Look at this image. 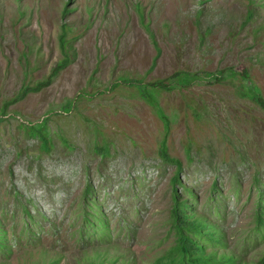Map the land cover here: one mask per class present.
Listing matches in <instances>:
<instances>
[{
	"label": "rangeland",
	"instance_id": "374dc122",
	"mask_svg": "<svg viewBox=\"0 0 264 264\" xmlns=\"http://www.w3.org/2000/svg\"><path fill=\"white\" fill-rule=\"evenodd\" d=\"M66 58L48 85L12 101ZM228 67L249 79L215 80ZM123 75L169 82L149 89L169 120L168 155L195 205L220 223L228 246L254 250L242 257L253 264L264 234L243 237L253 183H264V111L240 91L251 82L264 98V0H0V219L9 248L0 264H149L168 246L176 167L158 154L165 121ZM115 80L123 83L109 88ZM42 120L46 152L24 131Z\"/></svg>",
	"mask_w": 264,
	"mask_h": 264
},
{
	"label": "trees",
	"instance_id": "16d2710c",
	"mask_svg": "<svg viewBox=\"0 0 264 264\" xmlns=\"http://www.w3.org/2000/svg\"><path fill=\"white\" fill-rule=\"evenodd\" d=\"M68 7H65L64 12H68ZM253 15V11L250 9L247 12V19ZM67 63V58L59 62L42 81H38L32 85H23L19 92L12 98V101H17L24 97L29 92H37L43 87L49 84L51 78ZM227 72L230 75H239L242 79H249V73L247 69H243L238 72L232 67L219 70L220 75L215 76V80L226 76ZM181 75L179 72L174 73L171 77H177ZM129 87H132L140 95L142 99L155 107V111L158 116L164 122L165 133L163 139L158 148V154L164 162L173 163L175 170L170 177L171 183V205L169 207V223L166 235L164 239L170 238L168 246L163 247L162 251L149 263V264H245L243 256L245 258L250 252H244L242 254L235 251L234 248L228 246L226 242V234L220 223L209 213H206L199 209V206L195 205V201L191 198L194 196L192 189L187 186L180 178L181 164L180 161L174 157L168 155L167 146L165 143V136L169 127V120L167 115L159 108L157 100L154 95L151 94L150 88H163L168 89L170 87L167 80H154L150 82H143L141 79L130 78L123 75ZM119 77V76H118ZM122 82L114 81L109 88H115ZM129 81V82H127ZM240 94L255 101L264 111V98L262 97L259 88L250 82V85H244L241 88ZM9 102H5L2 109V113L5 111V107ZM71 102H67L64 106H70ZM167 120V121H166ZM25 134L27 136H36L39 139L38 150L42 152L48 151L52 147L49 131L47 129L46 122L42 120L36 124H30L24 127ZM97 152L102 155L109 153L106 144H102L97 147ZM181 186L183 191H179ZM216 187V183L213 185ZM255 189L253 204L250 208L251 216V229L246 228L247 236L243 237V240L262 239L264 234V192L262 188L264 183L255 179L253 183ZM90 185L87 184L85 188L84 200L88 204L91 202L89 197ZM23 211L27 217L31 218L30 211L22 206ZM101 218L97 219L98 223L101 222ZM249 229V230H248ZM4 229L1 226L0 219V249L9 251L8 245L4 239ZM259 237V235H261ZM241 235L234 237L238 242ZM162 242V241H161ZM264 243V240H263ZM256 260L253 264H264V245L258 255L255 256ZM90 264H114V262L104 263L102 261Z\"/></svg>",
	"mask_w": 264,
	"mask_h": 264
}]
</instances>
